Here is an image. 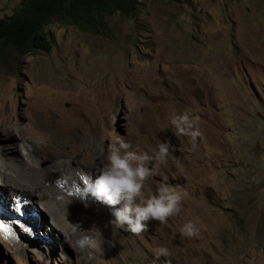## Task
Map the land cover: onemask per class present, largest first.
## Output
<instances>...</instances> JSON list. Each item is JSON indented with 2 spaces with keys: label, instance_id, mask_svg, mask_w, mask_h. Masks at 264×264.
I'll list each match as a JSON object with an SVG mask.
<instances>
[{
  "label": "rangeland",
  "instance_id": "1",
  "mask_svg": "<svg viewBox=\"0 0 264 264\" xmlns=\"http://www.w3.org/2000/svg\"><path fill=\"white\" fill-rule=\"evenodd\" d=\"M20 3L0 0V18ZM99 29L53 22L46 50L0 63V115L10 127L0 128L1 157L63 183L73 179L62 170L69 165L99 168L116 136L149 154L166 140V162L144 191L167 177L180 211L133 234L109 223V206L90 203L81 228L104 242L82 249L74 231L57 238L40 203L14 202L0 185V264H264V0H138L133 17L111 14ZM35 98L56 111H34ZM185 111L198 117L194 144L168 121ZM60 118L66 126L56 127ZM48 143L62 153L58 169L39 149ZM189 221L197 236L180 235ZM161 248L167 255L157 258Z\"/></svg>",
  "mask_w": 264,
  "mask_h": 264
},
{
  "label": "clouds",
  "instance_id": "2",
  "mask_svg": "<svg viewBox=\"0 0 264 264\" xmlns=\"http://www.w3.org/2000/svg\"><path fill=\"white\" fill-rule=\"evenodd\" d=\"M168 121L176 133L188 137L193 144L201 136L198 117L188 111L173 113ZM168 150L166 140L159 143L152 154L140 149L132 150V145L121 136L114 137L108 144L104 162L95 170V178H88L86 190L95 200L111 208L113 219L109 223L117 229L139 234L149 219L163 224L168 217L180 211L181 195L167 177L161 176L154 192L144 191L146 179L156 173L158 165L166 162ZM179 233L193 237L199 234V230L189 221L183 224ZM103 242L99 230L83 228L76 241L82 249H99ZM161 255H167L163 248L159 249L156 257Z\"/></svg>",
  "mask_w": 264,
  "mask_h": 264
},
{
  "label": "bare ground",
  "instance_id": "3",
  "mask_svg": "<svg viewBox=\"0 0 264 264\" xmlns=\"http://www.w3.org/2000/svg\"><path fill=\"white\" fill-rule=\"evenodd\" d=\"M48 77H49V80L47 82L53 81V78L49 74L47 75V78ZM34 88L36 92L44 89V88H38L36 86H34ZM0 103H1V100H0ZM46 103L47 102H44L42 99L35 98L33 101L34 111L38 113H45L47 111L48 112L56 111L54 108L53 101L51 102V105L50 104L46 105ZM0 113H1V109H0ZM61 120L63 119L60 118L56 122V127L66 126L65 123H61ZM0 128L4 130L10 129V127L7 126L5 117L1 115H0ZM82 129L88 131L87 136L89 138L94 137V134L91 132L92 127L89 124L87 125L86 123H84L82 126ZM6 137L7 136L0 138V142L1 141L3 142L4 140H6L7 139ZM10 138L13 140V142L11 141V143L13 144L21 142V140L19 139L16 140L17 138L15 136L10 137ZM14 140H16V142H14ZM39 149L41 150V154L45 156L52 154L54 161H55V162H52V164L54 165V167L58 169L59 165L63 161L61 160L62 153L58 152L52 145H50V143L42 145V146L39 144ZM28 150H29L28 152L29 154L34 153L33 149L28 148ZM48 150H50L51 153ZM35 152H36V149H35ZM4 153H5L4 147L0 148V185L4 186L5 188L4 191L6 192V194L8 193L10 195V198H12L14 202L27 199L28 200L27 202H31V203L38 202V204L40 203L39 208H41L44 211V214L48 216L49 220H51V221L49 220L48 221L53 226L55 231L62 233V235L58 233L57 238H59L60 240L63 241L64 238H66L67 240V236L69 235L70 231H74L76 232L77 235L80 236L81 230L79 228H81L83 225L86 224L85 221L82 220L83 218L86 219L85 210L87 209L90 203H93L94 205L97 200H95L94 197L88 194L86 187L84 188L82 187L81 189H79V192H77L75 190L76 180L80 179V181H82L86 186L88 183V178L90 176H93V178H95L93 171L98 168H94L95 166L92 167V166H89L81 162L74 163V167L72 168L70 167L71 165L66 167L67 169L62 168V170L71 169L69 178L71 177L74 180L72 179V181H70L69 179H66L65 181H63V183L57 182V183L51 184L50 182L51 180L50 181L48 180L49 177L46 174L39 175V176L37 174L35 176L34 174V176H32L33 174L27 175L26 171L25 172L23 171V173L20 172L19 170L20 166H17V164L14 161L1 157V154L3 155ZM41 157H44V156H41ZM20 165L22 166V168L30 170L31 172L37 171V168L32 166L33 164L30 165V162L28 161L20 160ZM43 170L44 169H42V171ZM11 180H15L17 183H19L23 187L17 190L13 187H10ZM98 206L99 207H96V208H100L102 212H104L105 209L107 210L106 205H104L101 202L98 203ZM180 225L183 226L182 223H180ZM9 231L10 230H8V232Z\"/></svg>",
  "mask_w": 264,
  "mask_h": 264
},
{
  "label": "trees",
  "instance_id": "4",
  "mask_svg": "<svg viewBox=\"0 0 264 264\" xmlns=\"http://www.w3.org/2000/svg\"><path fill=\"white\" fill-rule=\"evenodd\" d=\"M137 4L138 0H21L11 16L0 18V63L46 50L45 28L53 22L97 33L111 14L133 17Z\"/></svg>",
  "mask_w": 264,
  "mask_h": 264
}]
</instances>
